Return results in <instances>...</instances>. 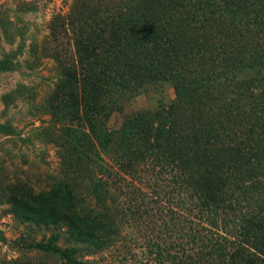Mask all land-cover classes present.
I'll return each instance as SVG.
<instances>
[{
  "label": "trees",
  "instance_id": "1",
  "mask_svg": "<svg viewBox=\"0 0 264 264\" xmlns=\"http://www.w3.org/2000/svg\"><path fill=\"white\" fill-rule=\"evenodd\" d=\"M48 38L62 75L48 128L76 184L16 215L96 246L145 223L154 264H264V0H73ZM152 79L174 99L111 128ZM57 237L34 246L91 264Z\"/></svg>",
  "mask_w": 264,
  "mask_h": 264
},
{
  "label": "rangeland",
  "instance_id": "2",
  "mask_svg": "<svg viewBox=\"0 0 264 264\" xmlns=\"http://www.w3.org/2000/svg\"><path fill=\"white\" fill-rule=\"evenodd\" d=\"M72 1L0 0V264H65L34 246L52 233L58 235V246L73 244L78 258L91 264H154L142 245L145 223H119L111 233L112 242L96 246L71 240L65 224L24 221L15 212L14 203L30 193L38 200V194L58 199L76 184L64 172L59 145L48 128L54 117L45 106L62 77L49 55L51 21L57 13H66ZM65 42L60 44L64 54L73 55L72 45ZM174 96L168 80H146L125 100L122 111L112 112L108 125L116 128L124 115L166 105Z\"/></svg>",
  "mask_w": 264,
  "mask_h": 264
}]
</instances>
